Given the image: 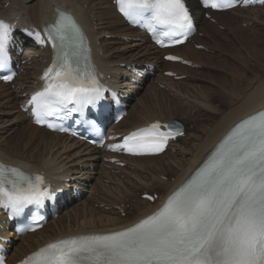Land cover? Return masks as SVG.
I'll return each mask as SVG.
<instances>
[{
  "label": "snow or ice",
  "instance_id": "snow-or-ice-1",
  "mask_svg": "<svg viewBox=\"0 0 264 264\" xmlns=\"http://www.w3.org/2000/svg\"><path fill=\"white\" fill-rule=\"evenodd\" d=\"M115 2L130 23L146 27L154 36L157 26L166 36H187L193 30L184 0ZM202 3L214 9L233 6V0ZM12 28L0 20V70L9 66ZM45 34L53 58L41 77L45 85L30 104L35 122L54 128L49 117H59L65 109L81 112L101 100L105 89L96 79L84 34L73 17L57 10ZM35 37L43 42L40 33ZM0 78L11 80L12 75ZM159 129L158 123L139 129L122 145L110 147L143 154L129 146V141H138V149L162 151L170 133ZM52 196L43 176L0 162V208L11 217L20 216L30 205L41 206ZM28 230L34 229H18ZM23 264H264V110L238 123L155 213L122 231L55 240Z\"/></svg>",
  "mask_w": 264,
  "mask_h": 264
},
{
  "label": "bare ground",
  "instance_id": "bare-ground-1",
  "mask_svg": "<svg viewBox=\"0 0 264 264\" xmlns=\"http://www.w3.org/2000/svg\"><path fill=\"white\" fill-rule=\"evenodd\" d=\"M33 1L34 0H32V2ZM35 1H36V5L34 4L26 5L25 4L26 2L24 0H0L1 3L0 18L1 17L7 18L11 16L14 18L15 21H18L21 24L41 27L49 22L52 23L54 21L55 7L60 8V10L73 13L79 19V21L82 23V25L88 32L94 48L95 57L99 63V66L101 67L102 70L106 72L107 75L116 76L118 75V73L121 75L128 74V71L126 69L122 70L120 67H115L116 64L125 62L128 64L135 63L136 65H143L144 62L146 61L158 63L162 66L167 67V69L169 70L178 72V75H183L184 72L186 71V68L178 67L177 64L164 62L161 58L162 53L164 52L165 53L176 52L186 57L189 60L192 61L194 60L195 63L198 62L200 63V61L202 62V60L197 58V56L200 57L201 53L199 52L200 53L199 54L198 51L192 49L189 46V44L182 45L175 50H170V51L167 50L161 52L153 47H150L149 45H145V44L142 45L138 43V44H131L129 46L130 50H128L127 52H123L120 55L112 53V49H108L105 52L106 48H108L109 43L106 40H104L105 42H102L103 40L100 41L101 38L100 39L98 38L102 37L103 34L113 33V30L112 32L111 31L106 32L107 30H105V28L107 27H104L105 22L103 19V15L109 17L110 13L108 12L109 13L108 14L105 11L101 12L100 9L98 8H102V6H107V7L110 6V8L108 9L111 10L114 13V16L118 18L115 25H117V27H120L119 23L125 25V23L121 20L120 16L115 12L114 7H112V0H35ZM190 3L191 5L197 4L196 0H190ZM194 10L197 14V19L203 23L204 26L203 31H206L207 35L209 33L210 36L211 33L212 34L215 33L218 37H223L224 35H226V34L222 35V33H220L218 30L215 29V26L207 23L203 18V16L200 14V10H198L196 7H194ZM260 10L261 9L258 8L255 9L238 8L232 11H227L225 13L215 14V16H217L215 18H217L218 21L222 23L231 33L227 37L228 39L226 40V44L229 45L231 48L237 46L236 50L233 51L232 50L227 51L226 48L224 47L221 48L218 46L217 47L224 53L230 52L231 53L230 55L233 56L235 63H238V65L241 66L240 68L246 69V67L247 68L249 67L251 72L256 74V78L257 79L261 78V79L258 80L259 82L255 83V89L253 92L250 93L249 90L248 92L249 94L244 93L245 92L244 87L241 88L239 85H236L234 87L233 85H230L228 82L227 84L225 83L230 87V89H228L229 91H226L228 92L225 94L226 98L223 99L221 96V99L225 102L223 108H225L226 110L222 108V104L220 105V107L218 106V104L214 106L216 102L219 103V101H216L215 94L212 93H207V94L205 93L201 95L197 94L198 99H195L197 98L195 96L194 98L195 100H199V101L204 100L203 102L199 103L200 105L208 107L209 111L212 110L211 112L214 111L215 113L218 114L223 113L224 116L222 117L223 119H221V122H219V124L214 129L212 130L204 129V132L207 133L206 138L194 134L190 136V138L194 139L195 141L198 140L199 138L200 139L205 138L202 140V142L200 140L201 144L192 143L189 144L188 147L182 146L180 148L181 151L179 153L171 155L172 159L179 158V155L180 154L182 155L185 152L187 153L189 152L190 153L189 155H191L189 159L186 160L182 159L181 163L178 164V167L175 169L170 168L169 165L167 164L169 170L168 168L166 169L164 166L161 165L159 167V170L157 171L153 170L151 173L147 172L146 173L147 176L145 177H140L139 175V171L140 172L150 171V167L147 164L142 165L141 164L142 162L145 163L147 161H155L156 159H161L165 157L168 151L172 150V148L174 147L173 145L174 143L170 145V148L167 149L165 153H163L158 157H141V158L128 157L126 158L127 168L120 169L113 167L112 169H106L104 168V166L100 167L98 163L94 162L101 158L99 156L101 155V151L98 150L93 152L90 147H85L81 145L79 142L71 138H68L65 135L51 133L45 129L35 127L30 123L28 117L22 112H20L23 118L22 120L28 122V125L23 129L25 130V134L22 136V139L24 138L28 139L30 143L28 142L26 144L24 143L25 141H23L22 139L21 140L18 139L20 141L17 140L14 141L15 139H17L15 137L4 138L3 142L0 141V156L4 162L10 165H18L28 170H44L47 172L52 169L77 171L81 164L89 165V166L93 165L94 167H99L98 174L102 173V175L101 176L97 175L93 177V179L95 180V184H93L94 186L92 191L88 192V193L90 192L98 193L99 194L98 198L90 197L88 200H83L82 203H78L74 205L72 207V212H71L72 215L73 212L75 213L74 218H72L69 212V214L62 216L58 220L50 223L46 228H43L41 231L35 232L34 234L28 235L26 238L21 239L20 244L15 248V252L11 256V258L20 259L30 251L44 244L46 241L53 239L57 236H61L73 232H105V231L117 230L126 227L134 223L138 219L146 216L147 214H149L154 210V208L157 206L158 203L156 202L155 204H152L151 202H147V201L135 200L136 194L133 195L131 193V191H134L132 190L133 188H135L136 190L149 189L146 187L148 182H150L149 179L152 180L156 178V176L158 178L159 175H165L163 173L165 171L167 174L169 173V175L172 178L174 177L175 179L173 181L168 180L166 182L160 180H155L153 182L154 183L153 190H158L157 193L160 195V197H164L169 192L175 190L184 181V179L188 175H190L193 172V170H195L197 166L204 161V159L210 154V151L215 146V144L238 121L263 109L264 108V75L261 74V71L264 68V35H263L264 33L261 32V30L246 31L244 29L245 31H243V29L241 30L239 28L242 23L240 22L236 23L227 15V14H232L233 16L245 17L247 20L246 22L250 23V21L255 20V22L259 23L258 25H261V23H264V13H260L259 15H257L258 11ZM22 13L24 14L22 15ZM92 15H96V19L99 22L98 25L94 24V22L97 20H93L91 18ZM96 26L99 27L98 32L95 31ZM113 26H109V28L113 29L112 28ZM261 28L264 30L263 27ZM117 32L119 35H124V36L138 35L136 30L130 29L126 25L124 29H122L121 26V29H119ZM224 37L226 38V36ZM115 42L113 43L111 42V44H115ZM202 44L206 45L210 49H213L214 54H216L215 52L218 51V48L211 46L210 43L208 44L202 41ZM135 49L139 51L137 53H134ZM101 52L103 53V55H101ZM36 54H39L38 58H35ZM46 55L47 57H45ZM214 56L217 58L216 55ZM249 56L255 58L256 64L253 65V69L250 67V64H248V59H250ZM212 57H213L212 55L211 57H209L210 60L209 62L213 64L214 68L216 67L221 72L223 71L229 74H233L235 75L234 77L237 76L238 73L235 70L236 67L235 65L231 66L228 63H224L225 61L224 62L217 61L215 60V58L213 59ZM218 57H222V54H220V56ZM47 58H49V62H50L51 56L49 55V53L47 54V51L39 50L34 52L33 65L29 66L28 69L27 68L25 69L28 71V75L25 78H19L20 81L17 83V85L20 86L19 88L25 87L24 90L20 91V93H17L15 90H12L11 89L12 85L0 84V90L4 89L3 92L4 94L3 93L2 94L4 95L3 96L4 99H6L5 104H2V106H9L11 109H15V108L19 109L18 105L22 103L21 101L22 94L33 90L36 77L40 74V70L44 65V60ZM219 59L220 58H218V60ZM214 62H217V64H214ZM203 65H205V63H203ZM209 68L211 67L209 66ZM187 73L188 72H185V74ZM239 75L240 74H238V76ZM239 78H237L236 81H239ZM145 88L146 86L142 89V91H144ZM148 88L152 90L151 95L147 97L142 96V98H140L139 103L135 105L133 108L131 107L128 117L122 119L120 124V129H122L124 123L128 120L129 116L132 114L135 117L140 116L139 123L133 125L130 128L124 127L126 128L124 130L135 129L139 126L145 125L150 121L157 119L163 121L175 119L172 115L173 111L177 112L179 110L177 106L179 105L180 108L184 107V104L181 102L176 101L173 103L167 100L166 102H168L169 104L168 108L157 109L156 105L164 102L162 96L163 93L161 92L162 90L161 91L158 90L156 85H150V87ZM225 90L227 89L225 88ZM222 95L224 96V92L222 93ZM12 120L13 122L15 121L14 123H17L21 119L18 118ZM4 124L2 123V120H0V125H4ZM7 131L8 130L6 131L0 130V140L5 136ZM181 140L182 138L177 140L176 144L179 143ZM190 141L191 140L186 141L185 144L187 145ZM36 142H38V144ZM3 143L8 144V150H4L1 147ZM32 145H35L37 147V149L35 148L36 149L35 152L32 151L33 153H30L29 151L27 152L25 150L24 151L20 150L21 146H23V148H26L28 146L31 147ZM40 148H43L42 151H40ZM73 151H75V153H72ZM36 153L40 154V156L37 157L38 154L36 156ZM80 154H83V156L77 159L76 156H79ZM67 164H69V166ZM66 165L68 167H66ZM128 167H134L133 172H128ZM113 169H115V171L120 170L121 175L127 174L130 175L131 177L134 178L136 177L137 180L136 181H133L131 179L120 180L118 179L117 174L116 175L111 174ZM104 179L110 180V182L112 183H116L115 186L116 185L119 186L118 187L106 186L103 183ZM138 183H142V184L138 185ZM146 193L148 194L149 192ZM92 199H95L97 201L100 200L102 202L107 203V205H110L108 203L115 204L117 206H120V209H124V207H122L124 201L129 200L131 201L133 212H129L127 218L119 217L118 214H116L117 212L114 214L115 211L114 212L109 211L108 213H106V215H98V213H96L94 209L88 204L89 201ZM54 226L57 228V230L53 229ZM96 227L99 228V231L96 230ZM37 235H41L42 238L41 239L35 238V236ZM21 247L23 248L21 249Z\"/></svg>",
  "mask_w": 264,
  "mask_h": 264
},
{
  "label": "rangeland",
  "instance_id": "rangeland-1",
  "mask_svg": "<svg viewBox=\"0 0 264 264\" xmlns=\"http://www.w3.org/2000/svg\"><path fill=\"white\" fill-rule=\"evenodd\" d=\"M35 1V0H34ZM32 2L28 5H36V1L35 2ZM1 4V3H0ZM26 4V3H25ZM8 5V4H7ZM27 5V4H26ZM2 6V5H1ZM100 9L101 12L105 11L106 13L109 14V17L106 16V15H103V19H104V27H107L105 28V30H107L106 32H113L117 29V26L115 25L118 18L116 16H114V13L111 11V10H107L105 8V6H103L102 8H98ZM102 9V10H101ZM258 9H261L260 11H258L257 15H259L260 13H264V7L263 8H258ZM263 9V10H262ZM263 11V12H262ZM255 12V11H254ZM257 12V11H256ZM241 13V12H239ZM250 13H253V12H250ZM228 17H230L232 20H234L236 23H242L240 25V29L243 31H247V30H253V31H256V30H261V32L264 33V30L261 28L263 27L264 28V23H261V25H258L259 23L258 22H255V20L253 21H250V23L246 22V18L245 17H241V16H233L232 14H227ZM244 16V15H243ZM220 17V16H219ZM223 17V16H222ZM110 18V19H109ZM98 20H97V22ZM254 24V25H253ZM114 25V26H113ZM109 26H113L111 28H109ZM122 26V25H121ZM120 26V27H121ZM259 26V27H258ZM123 27V26H122ZM217 27V26H216ZM245 29V30H244ZM217 30L222 32V34H226V33H229V31L227 30H221L219 27H217ZM95 31H96V28H95ZM248 31V32H250ZM98 32V31H96ZM204 32V31H203ZM206 32V31H205ZM212 32V31H211ZM212 34V33H211ZM107 35V34H106ZM113 35V34H111ZM207 35V33H206ZM209 35V36H208ZM206 36V39L202 40L203 42L205 43H210L211 46L213 47H224L226 48L227 51L229 50H236L237 46H234V48H231L229 45L226 44V40L228 39V34L224 35L226 36V38L223 36V37H218L215 33H213L211 36L212 38L210 37V33ZM264 35V34H263ZM222 36V35H221ZM106 37V36H105ZM101 38V39H100ZM211 38V39H210ZM98 39H100V41L102 42H105L104 40L106 39L107 42L110 44L111 42H114L116 41L118 44H116L114 47H113V50L112 52L115 54H120L122 53L124 50L128 49V45L123 43L121 38L120 37H117V38H104V37H99ZM223 39V40H221ZM224 41V42H223ZM115 42V43H116ZM225 44V45H224ZM215 45V46H214ZM218 46V47H217ZM226 46V47H225ZM108 47H112V45L110 44V46ZM190 47L192 49L193 48V45H190ZM130 50V49H128ZM138 52L139 50H134V52ZM195 51H198V53L200 54V57L197 56L198 59L202 60V62L200 61V64L202 63H205L206 66H202L201 68H195V69H192V68H187L185 72H188L187 74H184L188 76V78L186 80H182V81H175V83L171 82V81H165L164 82V85L163 87L164 88H160L158 86V90H162L161 92L163 93L162 96H163V100L164 102L163 103H160V104H157L156 105V108L159 109V108H168V102H166L167 100L170 102H181L184 104V107H181L180 108V105L177 106L178 107V111L177 112H174L172 113L173 117L176 119H180L184 122V124L187 126V136L184 137L182 139V141H180L176 146L175 148H172V150H170L166 155L165 157L161 158V159H156L155 161H147V162H142L141 164L144 165V164H147L149 167H150V171H139V175L140 177H145L147 176V172L151 173L153 170H159V167L162 165L164 166L166 169L168 168L169 170V167L170 168H177L178 167V164L181 163V160H186V159H189L191 155H189L190 153L188 152H185L183 153L182 155L180 154L179 155V158H174L172 159L171 158V155L172 154H177L181 151V147L182 146H185V147H188L189 144H192V143H195V144H199L200 143V140L202 142L203 139H205L207 137V133L204 132V129H214L218 124L219 122H221V119H223L222 117L224 116V114H218V113H215L214 111L211 112L212 110L209 111V108L208 107H205L203 105H200L199 103L203 102L204 100L202 101H199V100H195V99H198L197 97V94L198 95H201V94H207V93H212V94H215V98H216V101H219L216 102L214 104V106H216L218 104V106L220 107V105L222 104V108H223V105H224V101L221 99V96L223 99L226 98L225 94L228 93L226 91H229L228 89H230L229 85H226L227 82L230 84V85H233L234 87L236 85H239L241 88L244 87V93H247L249 94V90H250V93L254 91L255 89V83L259 82L258 80H260L261 78H256V74L255 73H252L250 68L246 67V69L244 68H240L241 66L238 65V63H235V60L233 58L232 55H230L231 53H224L222 52L219 48H218V51H216L214 54V51L211 50V52H204V51H200V50H197L195 49ZM136 52V53H137ZM219 52V53H218ZM190 53V52H189ZM198 54V55H199ZM220 54H222V57H218L220 56ZM225 54V55H223ZM204 57H203V56ZM211 55L213 56L212 58L217 61H221V62H224V63H228L229 65H235V70L238 74L242 75V76H237L234 77L235 75L233 74H229L227 72H221L219 69H217L216 67L214 68L213 64H211V62H209V57H211ZM216 55L217 58L214 56ZM224 57V58H223ZM228 59H227V58ZM218 58H220L218 60ZM249 58L251 59H248V64H250V67L253 69V65L256 64L255 63V58L254 57H251L249 56ZM204 60V61H203ZM230 60V61H229ZM231 60H232V63H231ZM228 61V62H226ZM252 62V63H251ZM199 63V62H198ZM210 63V64H208ZM201 64V65H202ZM211 68H209V66ZM214 64H217V62H214ZM212 65V66H211ZM178 67H183L181 65H177ZM208 66V67H207ZM249 66V65H248ZM239 68V69H238ZM241 70V71H240ZM261 74L264 75V68L262 69L261 71ZM240 77V78H239ZM239 78V81H236V79ZM244 80V81H243ZM246 80V81H245ZM243 81V82H241ZM237 82V83H236ZM226 83V84H225ZM242 83V84H240ZM246 83V84H245ZM154 84V83H152ZM174 84V85H173ZM253 86V88H252ZM150 87V85L148 86ZM148 87L145 88V90L143 91V93H141L140 95V98H142V96H150L151 95V92L152 90L149 89ZM152 87V86H151ZM249 87V88H248ZM154 88V87H153ZM225 88L227 90H225ZM12 89V88H11ZM253 89V90H252ZM13 90V89H12ZM247 90V92H246ZM4 89H1L0 90V120H2V123L4 125H0V130H3V131H7V133L5 134V136L3 138H1V142L4 141V138L6 137H15L17 139H15L14 141H20L22 139V136L25 134V130H23L25 128V126L27 125L28 122L22 120V116L21 114L17 111V109H13L11 110L10 108H7L6 106H2V104H5V99H4ZM224 92V96L222 95V93ZM3 93V94H2ZM17 94V93H16ZM231 94V92H230ZM194 95V96H192ZM195 96L197 98H195ZM195 98V99H194ZM140 100H136L135 102H133L132 106L134 107L135 105H137L139 103ZM197 101V102H195ZM222 101V102H221ZM186 103V104H185ZM192 105V106H191ZM3 107V108H2ZM194 107V108H193ZM202 108V109H201ZM225 109V108H223ZM182 110V111H181ZM226 110V109H225ZM13 111V112H12ZM181 111V113H180ZM20 118L21 120L17 123H14L12 119H18ZM139 120H140V116H134L133 114L129 116L128 120L124 123V127H132L133 125H136L139 123ZM4 126V127H3ZM206 127V128H204ZM5 129V130H4ZM12 129V130H11ZM126 129V128H124ZM128 130V129H127ZM205 133V134H204ZM14 134V135H13ZM198 135V136H202V137H205L203 139H198V140H194L192 138H190L191 135ZM12 135V136H11ZM18 135V136H17ZM20 139V140H18ZM25 139V138H24ZM22 139L23 141H25L24 143H30V141L28 139ZM186 139V140H185ZM27 140V141H26ZM188 140H191L187 145L185 144L186 141ZM199 141V142H198ZM38 144V142H36ZM201 144V143H200ZM1 147L4 149V150H8V144L7 143H3L1 145ZM30 146L26 147V148H23V146H21L20 150L21 151H29L30 153H33L35 152V150L37 149V147L35 145H32L30 148ZM34 148V149H33ZM36 148V149H35ZM31 149V150H30ZM43 148H40V151H42ZM33 151V152H32ZM72 153H75V151H73ZM38 153H36V156H37ZM45 154V153H44ZM170 155V156H169ZM40 154H38L37 157H39ZM81 156H83V154H80L79 156H76L77 159L81 158ZM183 156V157H182ZM82 161H85V160H82ZM67 163V162H66ZM167 164L169 165V167L167 166ZM69 166V164H67ZM66 165V167H68ZM127 168V167H126ZM128 172H133V167H128ZM68 169V168H66ZM124 169V168H122ZM115 170V169H113ZM130 170V171H129ZM164 170V169H163ZM115 173V175L117 174L118 176V179L120 180H128V179H131L133 181H136L137 178L135 177H131L130 175H121L119 171H113ZM111 172V174L114 175V173ZM165 175H159V177L157 178H154V179H149L150 182H148V184L146 185L147 189L151 194H155V191L156 190H153V187H154V181L155 180H160V181H163V182H166L168 180L170 181H173L175 178L171 177L169 175V173L167 174L165 171L163 172ZM127 177V179H126ZM148 180V181H149ZM104 185L106 186H111V187H118L119 185H112L110 184V180H105L103 181ZM142 183H138V185H141ZM94 186V185H93ZM132 190L134 191H131V193L133 195H135L133 192L137 193L136 194V197H135V200H138V201H143L141 199V192L143 191H147V190H136L135 188H133ZM140 191V192H139ZM158 191V190H157ZM94 193V194H92ZM146 193V192H145ZM90 197L92 198H98L99 197V194L96 193V192H90L89 194L86 195V200H88ZM140 199V200H139ZM91 201V202H90ZM89 203V206H91L94 211L96 213H98V215H106V213L110 211L114 212L115 210H112V206L115 205V204H111V203H108L110 205H107V203L105 202H102L100 200H95V199H92L90 200ZM106 204V206H105ZM112 208V209H111ZM105 211V212H103ZM108 211V212H106ZM72 212V211H71ZM70 212V215L72 216V218H74V215L75 213L73 212V215L72 213ZM127 212H133V207L131 209H129V207H127ZM116 213V211L114 212V214ZM69 214V213H68ZM118 214V213H116ZM67 215V214H66ZM126 215L127 214H120V217L122 218H126ZM128 217V216H127ZM55 230H57V228L54 226ZM96 230L99 231V228L96 227ZM35 238L37 239H41L42 236L41 235H37L35 236ZM20 244V243H19ZM23 247H21L22 249ZM15 251V250H14Z\"/></svg>",
  "mask_w": 264,
  "mask_h": 264
}]
</instances>
